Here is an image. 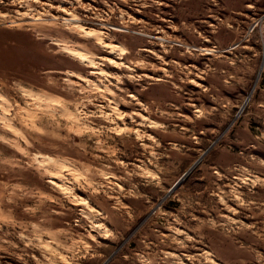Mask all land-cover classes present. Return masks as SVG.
<instances>
[{
	"label": "rangeland",
	"instance_id": "1",
	"mask_svg": "<svg viewBox=\"0 0 264 264\" xmlns=\"http://www.w3.org/2000/svg\"><path fill=\"white\" fill-rule=\"evenodd\" d=\"M0 264H264V0H0Z\"/></svg>",
	"mask_w": 264,
	"mask_h": 264
},
{
	"label": "water",
	"instance_id": "2",
	"mask_svg": "<svg viewBox=\"0 0 264 264\" xmlns=\"http://www.w3.org/2000/svg\"><path fill=\"white\" fill-rule=\"evenodd\" d=\"M180 180V178L178 180L175 181L174 185L177 184V182Z\"/></svg>",
	"mask_w": 264,
	"mask_h": 264
},
{
	"label": "bare ground",
	"instance_id": "3",
	"mask_svg": "<svg viewBox=\"0 0 264 264\" xmlns=\"http://www.w3.org/2000/svg\"><path fill=\"white\" fill-rule=\"evenodd\" d=\"M106 47H107V46H106ZM111 51H112V50H111ZM111 51H109V54L111 53ZM79 58H80V60H81L82 56H81V57L79 56Z\"/></svg>",
	"mask_w": 264,
	"mask_h": 264
}]
</instances>
